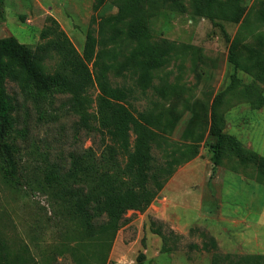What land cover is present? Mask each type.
Here are the masks:
<instances>
[{
  "label": "rangeland",
  "instance_id": "1",
  "mask_svg": "<svg viewBox=\"0 0 264 264\" xmlns=\"http://www.w3.org/2000/svg\"><path fill=\"white\" fill-rule=\"evenodd\" d=\"M205 2L3 0L0 37L13 36L19 43L34 47L42 42L40 34L51 25L48 19L52 17L82 54L86 33L91 30L96 36L98 24L109 19L111 23H106L107 28L115 29L118 34L115 33L113 41L106 46L110 51L107 59L114 65L108 78L113 86L122 85L130 89L133 83L127 76L121 77L118 64L124 63L131 55L142 59L140 53L144 48L163 47L164 42L171 43L174 49L169 52L168 61L153 72L152 82L159 88L162 86L164 96L149 90L144 98L137 88L133 93V106L141 112L151 104L153 115L159 119L168 143L174 147L173 152L182 153L184 158L189 159L188 162L198 159L200 168L205 165L209 176L205 182L209 188L217 179L220 167L237 166L244 172L247 170L237 162L234 165L224 162L233 155L228 145L221 152L223 162L220 165L214 163L216 138L212 135L211 107L216 125L226 123L227 119L233 120V123L243 119L245 123L255 122L257 113L248 114L246 108L252 111L263 108L258 120L264 126V0H236L242 13L238 23L220 16L222 9L230 7L229 0L213 3L212 20L202 16ZM19 17L29 20V24ZM231 59L235 64L230 62ZM56 63V58L46 61V71L52 72ZM6 87L20 102L17 87L12 83H7ZM97 94L95 87L90 89L89 104L86 105L90 114L95 111ZM43 109L45 112L40 116L27 104L19 107L17 116L16 128L18 131L26 128V136L20 132L15 135L16 162L30 177L43 158L65 163L68 153L88 147L98 150L101 143L98 134L75 129L78 117L69 111L67 96H56L53 104ZM232 109L234 111L227 117ZM234 115L238 119L234 120ZM235 125L229 133L225 128L223 132L241 136L242 131L238 129L245 125ZM191 145L195 148L189 150L187 146ZM255 152L264 157V143L259 142ZM180 166L172 177L177 175ZM21 183L24 184V181ZM207 194L210 196V193ZM173 196L168 190L160 192L148 212H127L113 240L106 264H136L141 254L145 256L143 264L211 263L212 253L204 249L203 243L210 250L211 245L202 237L204 233L211 235L195 222L193 216L186 214L185 207L179 206L178 195ZM0 205L10 215L3 228L5 238L7 236L10 242L13 240L17 244L27 241L32 254L45 253L44 260L47 261V253L58 242V233L56 228L49 226L50 221L46 222L51 215L46 199L36 193H29L26 197L24 190L12 193L0 180ZM33 222L36 223L35 231L32 230ZM32 237L39 244L37 248L30 242ZM17 244L10 245L17 248ZM216 245L221 255H257L232 254L217 242ZM52 264H72V260L64 254Z\"/></svg>",
  "mask_w": 264,
  "mask_h": 264
},
{
  "label": "trees",
  "instance_id": "2",
  "mask_svg": "<svg viewBox=\"0 0 264 264\" xmlns=\"http://www.w3.org/2000/svg\"><path fill=\"white\" fill-rule=\"evenodd\" d=\"M215 1L206 0L202 12L205 19L212 20ZM235 1L229 0L230 7L222 9L220 16L238 23L242 13ZM2 4L0 0V8ZM21 20L24 22V18ZM48 20L51 25L41 32L42 42L34 47L19 43L13 36L0 37V180L12 193L24 190L26 197L36 193L46 199L51 208L46 222L56 228L58 242L47 253V261L45 253L33 255L27 241L10 242L3 231L9 211L0 205V264H52L64 254L70 256L72 264H106L127 212L143 214L177 167L189 160L182 153L173 152L151 104L141 112L133 106L137 88L144 98L149 90L164 96L162 86L152 82L153 72L168 61L174 47L164 42L163 47L144 48L142 59L131 55L118 64V73L127 76L133 88L113 86L108 75L114 65L107 59L110 51L106 46L118 33L107 28L106 23L111 21H101L96 36L91 30L86 33L80 54L58 23L52 17ZM55 58L57 63L48 73L45 62ZM230 62L235 64L232 59ZM7 83L17 87L20 102L7 91ZM94 87L98 94L95 111L90 114L86 105ZM58 95L67 96L69 111L78 117L75 129L98 134L101 143L98 150L88 147L68 153L65 163L43 158L30 177L17 166L15 156V135L20 132L26 136V128H16L19 107L30 104L41 116L43 107L52 105ZM210 114L212 135L216 138L214 163L223 162L221 152L228 145L233 154L229 159L253 168L256 180L264 185V157L224 133L225 123L216 125L212 107ZM187 148L192 150L195 146ZM35 229L33 222L32 230ZM202 237L211 245L210 250L203 243L204 249L212 253L210 264H264L263 255H221L213 237L206 233ZM31 239L37 248L35 237ZM11 243L17 248H12ZM144 258L139 255L136 264H143Z\"/></svg>",
  "mask_w": 264,
  "mask_h": 264
},
{
  "label": "crops",
  "instance_id": "3",
  "mask_svg": "<svg viewBox=\"0 0 264 264\" xmlns=\"http://www.w3.org/2000/svg\"><path fill=\"white\" fill-rule=\"evenodd\" d=\"M24 22L29 24V20ZM234 109L227 113V117ZM246 109L248 114L257 113L256 123H245L244 119L233 123V120L227 119L225 129L229 133L233 124L237 127L241 123L245 125L238 129L242 131L241 136L234 137L243 147L255 152L256 145L264 143V126L258 120L263 108L258 111ZM233 117L238 119V116ZM197 161L195 159L180 166L177 175L166 182L161 192L168 190L173 197L178 195L179 206L185 207L186 214L193 216L195 222L205 228L228 253L264 255V185L256 180L253 168L246 167L244 172L237 166L220 167L217 179L208 188L205 182L209 178L208 172L205 165L200 168ZM224 162L237 164L234 159Z\"/></svg>",
  "mask_w": 264,
  "mask_h": 264
}]
</instances>
